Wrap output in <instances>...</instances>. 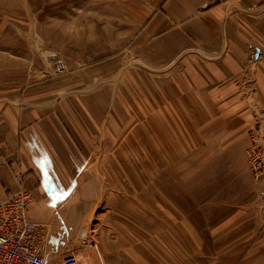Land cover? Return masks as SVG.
<instances>
[{"label": "rangeland", "instance_id": "obj_1", "mask_svg": "<svg viewBox=\"0 0 264 264\" xmlns=\"http://www.w3.org/2000/svg\"><path fill=\"white\" fill-rule=\"evenodd\" d=\"M142 7V0H0V82L12 90L42 84L53 89L55 100L66 96L82 102L86 99L90 140L86 152L100 150L102 157L87 158L86 180L92 188L74 194L90 202L71 206L80 215L87 214L90 230L80 233L86 232L85 240L92 246L85 247L95 244L98 228L94 225L101 223L106 228L111 221L120 220L123 228H130L125 225L132 220L137 231L166 229L168 246H180L185 240L183 231L188 229L198 236V249L208 260L213 254L210 249L224 241L221 237L213 241L208 232L225 216L239 210L251 212L260 218L256 228L264 230V190L247 168L248 139L243 152L232 149L228 156L223 155V142L205 139L215 114L226 111V100H253L257 84L251 88L249 84L254 82L247 77L245 92L242 86L238 88L239 78L232 83L235 88H189L183 96L193 97L195 113L184 110L183 114L188 118L195 115L196 120L191 126L180 124L177 117L182 111L173 105H188L187 100L178 99V88L161 87L166 79H190L184 76L181 61L166 60L165 52L160 51L164 45L157 44L150 62H143L133 52L134 44H129L128 37L142 21ZM247 50L252 64L250 60L257 61L259 52L252 45ZM59 66L63 73L57 72ZM101 69L114 74L101 75ZM39 95L49 94L43 90ZM137 107L146 116L148 130L150 125L149 135L143 131L147 122L141 118L132 121L131 113ZM154 135H160V143L153 141ZM191 136L197 141L190 148L182 146L181 141H190ZM190 153L193 159L185 156ZM207 159L212 161L210 172L206 171ZM203 165L206 168L201 171ZM72 191L63 190L57 196ZM164 199L165 204L156 203H164ZM246 224L233 221L226 229L240 230ZM227 236L226 243L237 239ZM241 239L245 251L240 259H264V235ZM53 241L55 246L47 245L45 264H60L56 249L61 240L54 236ZM94 252V261L100 264L98 252Z\"/></svg>", "mask_w": 264, "mask_h": 264}, {"label": "crops", "instance_id": "obj_2", "mask_svg": "<svg viewBox=\"0 0 264 264\" xmlns=\"http://www.w3.org/2000/svg\"><path fill=\"white\" fill-rule=\"evenodd\" d=\"M142 1V21L128 37L129 44H134L133 52L143 62H150L153 52L158 50L156 45L163 44L160 51L165 52V59L181 61L184 76L190 78L186 82L179 77L166 79L161 88H178L179 99L185 98L183 93L189 88H235L232 83L237 78L238 88H244L247 77L254 82L249 84L251 88L257 84L253 100H226V111L215 114L212 131L205 138L223 142L225 156L232 149L243 152L250 130L259 128V134H264V0ZM250 45L259 52L257 61L250 60L252 64L248 62L252 58L247 50ZM100 74L114 73L101 69ZM37 84L12 90L0 82V202L21 187L30 192L33 200L28 217L44 226L49 247L55 246L54 236L61 240L56 249L60 257L62 250H70L81 264H96L94 251L98 252L100 264H264V259H240L245 251L240 247L244 242L241 238L264 235V230L256 228L257 224L260 226L259 216L242 210L225 216L209 230L213 241L215 237L224 241L218 248L210 249L213 254L208 260L198 249V236L187 232L188 229L183 231L185 240L180 246L171 242L173 246H168L166 229L137 231L132 220L126 221L125 227L130 228H123L120 220L111 221L106 228L101 223L94 225L98 228V234L93 236L95 244L81 246L78 235L90 230L85 221L87 214L80 215L71 206L90 202L74 194L78 189L92 188L86 180V161L88 157H102V153L93 148L86 152L90 142L85 124L86 99L82 102L66 96L55 100L52 88ZM43 90L50 97L39 95ZM185 99L188 105L173 106L182 111L177 117L180 124L191 126L196 116H189V120L183 113H195V107H191L195 100L192 96ZM205 126L209 129L208 123ZM188 140L184 138L182 146L190 148L197 141L194 136ZM185 156L193 159L194 154ZM205 163L210 172L212 161L207 159ZM205 168L203 165L201 171ZM63 190L73 191L58 197ZM164 200L156 203L165 204L167 199ZM233 221H239V226L249 224L240 230L226 229ZM226 235L237 239L226 243Z\"/></svg>", "mask_w": 264, "mask_h": 264}, {"label": "built area", "instance_id": "obj_3", "mask_svg": "<svg viewBox=\"0 0 264 264\" xmlns=\"http://www.w3.org/2000/svg\"><path fill=\"white\" fill-rule=\"evenodd\" d=\"M247 139V168L264 190V134H259L256 128L248 132ZM32 200L31 193L21 187L0 202V264H45L48 237L44 226L28 217ZM86 237V232L80 233V245L92 246ZM59 263L79 264L70 252L63 254Z\"/></svg>", "mask_w": 264, "mask_h": 264}, {"label": "bare ground", "instance_id": "obj_4", "mask_svg": "<svg viewBox=\"0 0 264 264\" xmlns=\"http://www.w3.org/2000/svg\"><path fill=\"white\" fill-rule=\"evenodd\" d=\"M46 55H47V54H46ZM46 55H45V56H46ZM55 55H56V54H55ZM48 64H49V62H48ZM62 65H63V63H62ZM62 67H63V66H59V67H58V69H57V72H58V73H63V72H61V70H63ZM51 68H52V66H51ZM49 70H50V69H49ZM54 70H55V69H54ZM67 71H68V70H67ZM54 72H55V71H54ZM140 108H141V107H140ZM140 108L137 107V109L135 110V112L131 113V115H132V116H131V117H132V121H134L135 119L141 118V119H143L145 122H147V121H146V116H145V118H143V116H142V114H143L142 111H143V110L140 109ZM149 124H150V123H149ZM151 124H152V123H151ZM123 125H124V124H123ZM147 125H148V122L145 123V124L143 125V131H145V132L147 131V132H148V135H149V133H151V131H150V125H149V130H148V128H147ZM153 138H154L153 141H154V140H158L159 143H160V139H161V138H160V135H158V136L154 135ZM165 157H166V156H165ZM174 160H175V159H174ZM169 166H170V165H169ZM152 177H153V176H152ZM162 179H163V178H162ZM163 188H164V187H163ZM171 190H172V189H171ZM163 192H164V191H163ZM163 192H162V193H163ZM172 197H173V196H172ZM156 210H157V209H156ZM156 210H155V211H156ZM149 214H150V213H149ZM151 216H152V215H151ZM150 219H151V218H150ZM163 219H164V218H163ZM147 223H148V222H147ZM164 223H165V222H164ZM189 228H190V227H189ZM190 229H191V228H190ZM190 229H189V231H190ZM191 234H192V233H191ZM177 235H178V234H177ZM185 235H186V234H185ZM79 236H80V235H79Z\"/></svg>", "mask_w": 264, "mask_h": 264}]
</instances>
